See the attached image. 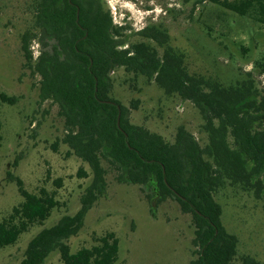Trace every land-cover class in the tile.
I'll list each match as a JSON object with an SVG mask.
<instances>
[{"label": "trees", "instance_id": "16d2710c", "mask_svg": "<svg viewBox=\"0 0 264 264\" xmlns=\"http://www.w3.org/2000/svg\"><path fill=\"white\" fill-rule=\"evenodd\" d=\"M209 1L240 15L254 11L264 23V0ZM28 10L30 25L20 35L25 64L39 76L40 100L57 105L65 129L62 142L90 167L92 181L79 210L39 230L20 264H43L54 251L61 264H116L119 241L113 232L76 251L67 244L103 191L102 160L117 171L119 182L139 185L149 202L171 198L191 214L194 249L189 264H264L250 255L237 258V237L222 225V208L215 199L218 191L236 187L264 206V91L250 79L223 86L190 74L183 55L166 45L167 34L158 28L138 32L156 47L143 40L127 44L102 0H30ZM34 38L40 45L35 57L29 48ZM117 68L190 101L202 117L206 143L201 146L182 126L168 142L131 123L128 109L110 95V73ZM15 100L0 93V103ZM13 180L22 200L0 220V249L43 224L57 205L54 191L29 192L19 178Z\"/></svg>", "mask_w": 264, "mask_h": 264}, {"label": "rangeland", "instance_id": "374dc122", "mask_svg": "<svg viewBox=\"0 0 264 264\" xmlns=\"http://www.w3.org/2000/svg\"><path fill=\"white\" fill-rule=\"evenodd\" d=\"M29 1L0 0V93L16 99L0 103V220L22 200L15 177L29 192L54 191L57 205L43 224L31 226L14 244L0 249V264H20L28 241L39 230L79 210L92 181L90 167L62 142L65 129L57 105L40 100L39 76L25 64L20 35L30 25ZM102 1L113 24L122 27L120 36L127 44L143 40L156 47L138 32L158 28L167 34L166 45L183 55L190 74L223 86L250 79L264 91V23L256 20L254 11L240 15L209 0ZM39 46L37 39L31 40L33 57ZM110 78V95L128 109L131 123L168 142L182 126L201 146L206 143L202 117L190 101L122 68ZM102 166L105 186L80 230L67 239L70 250L90 247L95 237L113 232L119 241L116 264H189L194 249L191 214L171 198L149 202L139 185L119 182L115 169L104 160ZM215 199L222 208V225L237 237V258L250 255L264 263L262 201L236 187L218 191ZM43 264H61L58 252Z\"/></svg>", "mask_w": 264, "mask_h": 264}, {"label": "water", "instance_id": "95a60500", "mask_svg": "<svg viewBox=\"0 0 264 264\" xmlns=\"http://www.w3.org/2000/svg\"><path fill=\"white\" fill-rule=\"evenodd\" d=\"M119 115H120V110L118 109V119H119ZM117 125H119V120H117Z\"/></svg>", "mask_w": 264, "mask_h": 264}]
</instances>
